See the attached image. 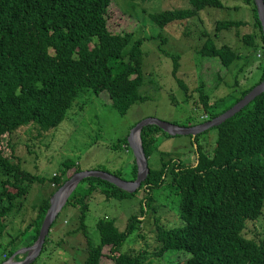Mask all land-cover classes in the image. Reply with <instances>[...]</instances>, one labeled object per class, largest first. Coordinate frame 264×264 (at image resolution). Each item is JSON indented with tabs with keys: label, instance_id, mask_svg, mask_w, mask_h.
Returning <instances> with one entry per match:
<instances>
[{
	"label": "trees",
	"instance_id": "1",
	"mask_svg": "<svg viewBox=\"0 0 264 264\" xmlns=\"http://www.w3.org/2000/svg\"><path fill=\"white\" fill-rule=\"evenodd\" d=\"M112 1L0 0V238L17 218L31 185L45 179L21 167L11 143L7 144L9 156L4 154L3 136L22 127L34 126L40 131L54 128L64 119L78 94L87 90L95 95L105 93L118 113H124L140 98L142 39L133 40L123 50L130 43L132 33L108 30L105 14ZM187 1L189 7L164 9L148 13V17L162 27L171 21L188 20L204 7L222 6L219 0ZM253 13L257 32L243 34L241 39L250 47L258 44L264 60V41L255 5ZM240 24V21L219 20L214 28L217 31ZM195 52L201 57L214 58L224 68L238 58L234 49L216 46L207 36ZM168 55L172 61L171 75L184 87L176 77L178 55ZM263 77L264 65L253 81L237 94H230L228 101L223 100L218 107L211 103L201 86L196 87L197 99L193 105L201 114L198 120L189 116L181 126L216 117ZM208 129L215 130L212 145H207L202 137L207 129L192 140L187 135L190 151L195 155L191 164L158 152V166L152 167L149 157L157 152L156 138L170 135L152 124L141 128L139 137L148 173L138 187L143 191L139 214H130L122 230L116 228L113 219L98 218L95 221L98 243L90 245L86 237V256L81 264H101L103 247H107L110 264H153L146 260L144 251L121 252L119 248L138 229L140 217L149 208L155 191L166 192L173 198L176 216V222L171 225L154 217L155 256L164 252L185 255L183 260L169 264H264V233L251 238L243 234L245 221L256 219L264 204V90ZM77 171L80 168L76 163L64 159L46 179L52 186L50 194ZM135 173L134 162L127 180H133ZM112 174L120 177V173ZM138 189L126 192L107 181L86 177L72 189L63 207L68 202L73 207L79 206L78 228L85 233L83 219L93 192H100L106 198H121L133 196ZM63 207L50 224L39 254L49 242L50 227ZM47 208L48 196L33 204L35 214L29 223L17 228L5 243L0 241V264L19 247L34 242ZM16 258L15 253L12 259Z\"/></svg>",
	"mask_w": 264,
	"mask_h": 264
},
{
	"label": "rangeland",
	"instance_id": "2",
	"mask_svg": "<svg viewBox=\"0 0 264 264\" xmlns=\"http://www.w3.org/2000/svg\"><path fill=\"white\" fill-rule=\"evenodd\" d=\"M219 1L221 7H204L188 20L171 21L162 27L151 22L148 13L186 8L189 7L187 0L110 2L105 14L108 30L112 33H132L130 43L123 50H127L133 40L142 39V81L138 86L140 98L124 113H118L110 106L105 93L95 95L87 90L78 94L64 119L54 128L40 131L34 126L22 127L9 136H3L1 144L4 154L9 156L10 148L7 144L11 143L13 154L18 158L21 167L45 179L31 185L17 218L0 238L1 243L13 236L21 225L24 226L32 220L35 214L33 204L44 197H51L52 186L46 179L57 171L64 159L72 160L80 171L103 170L111 174L120 173V178L127 180L135 161L126 139L138 121L155 118L181 126L189 116L198 120L201 112L193 105V101L197 99L196 87L201 86L209 95L211 103L218 107L223 100L228 101L230 94H237L239 89L245 88L258 76L264 65L262 50L258 44L250 47L241 39L243 34L257 32L254 26L253 0ZM219 20L240 21L242 24L216 31L215 22ZM206 36L216 46L227 45L234 49L238 58L224 68L214 58L198 56L195 50L201 46ZM168 54L178 55L176 77L181 79L184 87L171 75L172 61ZM202 137L207 145H212L215 130L207 129ZM156 140L157 152L149 157L150 166H158V152L166 157L181 159L185 164L192 163L195 155L190 151L187 135H159ZM142 196L141 189L133 196L121 198H106L100 192H93L87 201L83 219L85 233L78 228L79 206L76 204L73 207L71 202L64 207L63 204L61 212L50 227L49 242L45 243L39 256L28 264H81L86 256V237L90 245L98 243L95 221L100 217L111 218L116 228L122 230L126 218L139 212V200ZM173 201L166 192H153V200L149 208H145L146 213L140 217L138 229L127 236L119 250L131 253L144 251L146 260L149 259L153 264L183 260L185 255L181 252H164L160 256L153 253L157 245L153 238V219L156 217L161 223L168 225L175 223ZM263 233L264 204L256 219L245 221L243 230L244 236L250 238ZM25 247L28 246L23 245L17 252H13H16L17 258L10 259L11 264L21 261L27 255L29 250L23 249ZM100 263H111L107 247L102 249Z\"/></svg>",
	"mask_w": 264,
	"mask_h": 264
},
{
	"label": "water",
	"instance_id": "3",
	"mask_svg": "<svg viewBox=\"0 0 264 264\" xmlns=\"http://www.w3.org/2000/svg\"><path fill=\"white\" fill-rule=\"evenodd\" d=\"M253 2L255 5L256 16L260 24L261 34L264 41V3L263 0H253ZM263 90L264 77L258 84L254 85L246 94H244L238 101H236L232 106L223 111L221 114L217 115L212 119L203 121L192 126H179L155 118H145L138 121L130 130L126 139L127 145L131 150L136 165V173L134 179L124 180L103 170H85L72 173L71 176L67 180H65L63 184L58 187L48 199V208L46 209L45 214L39 225L36 239L30 246L23 248L28 249L29 252L21 261H14V264H28L39 254L44 237L49 230V226L52 223V220L55 218V215L60 210L61 206L65 203L68 194L72 191V189L81 179L86 177H96L101 180L107 181L116 186L117 188L126 192H132L139 187L140 183L144 180L146 174L148 173L146 158L142 152L139 137V132L143 126L152 124L157 126L160 130L170 136L190 135L192 140L197 133H200L212 126H215L226 118L233 115L242 106L248 103L254 96L259 94ZM193 148L195 149L194 143ZM64 189H66V191L62 198L58 201L59 194ZM15 253H12V255H10L7 260L3 261L1 264H8L9 260L12 259Z\"/></svg>",
	"mask_w": 264,
	"mask_h": 264
},
{
	"label": "bare ground",
	"instance_id": "4",
	"mask_svg": "<svg viewBox=\"0 0 264 264\" xmlns=\"http://www.w3.org/2000/svg\"><path fill=\"white\" fill-rule=\"evenodd\" d=\"M65 191H66V189H64V190H62L60 192L58 201L62 198V196L64 195ZM8 264H11V262H9Z\"/></svg>",
	"mask_w": 264,
	"mask_h": 264
}]
</instances>
